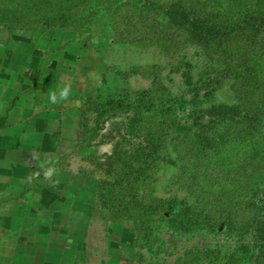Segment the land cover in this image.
I'll use <instances>...</instances> for the list:
<instances>
[{
  "label": "rangeland",
  "instance_id": "obj_1",
  "mask_svg": "<svg viewBox=\"0 0 264 264\" xmlns=\"http://www.w3.org/2000/svg\"><path fill=\"white\" fill-rule=\"evenodd\" d=\"M176 6L223 33L249 19L253 27L200 42L173 25ZM263 20L264 0H0V29L49 44L58 89L71 85L90 124L103 107L105 127L118 129L115 174L103 169L116 185L104 193L151 207L139 264H264ZM224 105L246 117L201 112ZM140 136L150 141L145 151ZM169 200L183 203L189 228L175 239Z\"/></svg>",
  "mask_w": 264,
  "mask_h": 264
},
{
  "label": "crops",
  "instance_id": "obj_2",
  "mask_svg": "<svg viewBox=\"0 0 264 264\" xmlns=\"http://www.w3.org/2000/svg\"><path fill=\"white\" fill-rule=\"evenodd\" d=\"M56 58L37 36L0 29V264H139L93 172L113 145L79 141L78 99L49 102Z\"/></svg>",
  "mask_w": 264,
  "mask_h": 264
},
{
  "label": "trees",
  "instance_id": "obj_3",
  "mask_svg": "<svg viewBox=\"0 0 264 264\" xmlns=\"http://www.w3.org/2000/svg\"><path fill=\"white\" fill-rule=\"evenodd\" d=\"M172 23L176 28L179 29H186L190 31L195 37L198 38L200 42H205L206 39L209 37V35H215L219 36L222 39H229L231 38L232 32H234L236 27H240L241 30H249L248 28L253 27L252 20H245L243 24L233 23L232 27H230L231 33H223L224 26H220L216 29L215 25L212 27L207 26L206 20H203L201 15H196L193 11H190L189 9H186L183 6H176L175 8H172L169 12ZM255 21H258L256 19ZM264 22V20H263ZM260 27H264L263 24L260 25ZM223 29V31H222ZM220 34V35H218ZM219 40V39H218ZM146 94H142L141 98L144 99ZM141 99V100H142ZM91 100H88L87 102H90ZM139 104H141L140 99L137 100ZM93 102V101H92ZM114 102V101H113ZM153 108V105L151 103H148L146 105V111L149 112ZM136 109L134 106H130L128 108L129 111ZM100 116L96 117L94 124H90L88 109H84L83 106V112L81 117V131L79 133V141H81L83 144H87L89 146L93 145L94 143L99 144H107L110 143L113 145L114 149L110 155H106L104 157L103 161H99L98 165L100 168L104 169L107 173H114V163L116 162V147L119 144L120 140H116V127L112 128L111 130L107 129L105 127L106 118L104 117V111L103 107L100 109ZM98 110V111H99ZM203 113L212 114L215 118H224V119H235V118H245L246 115L242 114L241 111H239V108L237 106H213L206 110H201ZM99 113H97L98 115ZM102 117V120L99 118ZM130 117V116H129ZM116 113L112 112L108 114L107 120L109 119H115ZM201 126V125H199ZM203 126V125H202ZM105 137H108L106 139ZM140 142L138 143V147L146 150L147 142L149 139L147 136L139 137ZM117 141V142H116ZM150 142V141H149ZM149 144V143H148ZM144 145V146H143ZM154 152L152 151H146V155L151 157ZM114 176V175H113ZM116 176V175H115ZM108 185L111 188L115 187L116 185V177L110 181V180H104L100 185V198L105 206V208L108 210L107 217L113 221H116V223H120L123 225H126L129 227L132 232L134 233V247L140 248L141 250L145 249V246L147 243L150 242V238H148L146 231L149 229L147 218L150 213L151 207L143 206L140 204V206L136 209L134 206H132L133 201H127L125 199H121L120 203L116 202L115 196L112 193V190L110 189V192L107 193L109 195H106L104 193V187ZM114 192V191H113ZM183 208V203L179 202L177 200H169L166 203L165 210L167 211L166 215L164 216V219L166 220V225L170 228V237L172 239H175L177 237V234L182 231L186 232L189 228L186 227V225L183 223V220L185 219V214L180 209ZM145 209V210H143ZM149 210V211H148ZM120 214L128 219V222L122 221V217L120 218ZM168 215V216H167ZM264 223V222H263ZM261 232L264 233V225L261 228ZM140 234V236H139ZM142 234V236H141ZM253 253H255L253 251Z\"/></svg>",
  "mask_w": 264,
  "mask_h": 264
},
{
  "label": "clouds",
  "instance_id": "obj_4",
  "mask_svg": "<svg viewBox=\"0 0 264 264\" xmlns=\"http://www.w3.org/2000/svg\"><path fill=\"white\" fill-rule=\"evenodd\" d=\"M70 93H71V85L65 84L62 88L56 91H51L49 93V97H48L49 102L52 104H57L60 102H67L69 99ZM55 171L56 170L54 168H48L45 170L44 175L45 177H50L54 174ZM27 179L30 182L32 180V177L29 176Z\"/></svg>",
  "mask_w": 264,
  "mask_h": 264
}]
</instances>
